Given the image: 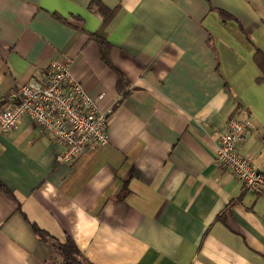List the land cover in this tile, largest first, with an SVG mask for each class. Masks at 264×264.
Here are the masks:
<instances>
[{"label": "crops", "instance_id": "crops-1", "mask_svg": "<svg viewBox=\"0 0 264 264\" xmlns=\"http://www.w3.org/2000/svg\"><path fill=\"white\" fill-rule=\"evenodd\" d=\"M93 1L0 0V105L67 60L110 136L64 163L31 117L0 133V264L50 263L34 227L93 264H264V194L215 162L248 119L239 151L264 174V0H95L117 10L109 65Z\"/></svg>", "mask_w": 264, "mask_h": 264}, {"label": "built area", "instance_id": "built-area-1", "mask_svg": "<svg viewBox=\"0 0 264 264\" xmlns=\"http://www.w3.org/2000/svg\"><path fill=\"white\" fill-rule=\"evenodd\" d=\"M24 117H31L44 133L63 145L64 163H73L92 145L105 146L110 141L107 114L72 77L67 60L51 62L18 90L16 100L0 105V133L11 132ZM250 130L248 119L231 117L219 138L215 162L240 179L246 190L264 194V174L239 151Z\"/></svg>", "mask_w": 264, "mask_h": 264}, {"label": "trees", "instance_id": "trees-1", "mask_svg": "<svg viewBox=\"0 0 264 264\" xmlns=\"http://www.w3.org/2000/svg\"><path fill=\"white\" fill-rule=\"evenodd\" d=\"M91 7L92 9H97L104 20L103 28L97 34H95L94 37L102 49L103 60L109 65L108 52L105 49V47L108 45L105 27L115 17L117 10L107 9L104 5L95 0L91 3ZM220 12L223 15L225 14L223 11ZM254 62L260 70V75L256 82L259 84H264V52L259 48L256 49ZM119 83L121 87V85L124 83V79H121ZM34 230L39 235L40 240L45 242H48V240L52 241L51 245L53 247L54 253L49 264H93L81 253L72 239L67 238L65 241H60L44 230L37 229L35 227Z\"/></svg>", "mask_w": 264, "mask_h": 264}]
</instances>
